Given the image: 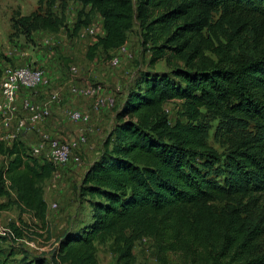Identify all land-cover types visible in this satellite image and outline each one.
Wrapping results in <instances>:
<instances>
[{"label":"trees","instance_id":"trees-1","mask_svg":"<svg viewBox=\"0 0 264 264\" xmlns=\"http://www.w3.org/2000/svg\"><path fill=\"white\" fill-rule=\"evenodd\" d=\"M57 1L38 0L39 10L17 15L13 27L68 28L64 6L53 13ZM74 1L82 7L72 33L88 26L92 13L102 20L104 34L88 46L89 59L98 48L120 49L136 26L149 70L126 93L100 155L84 172L73 221L50 264H99L96 244L106 240L115 264H134L141 238L163 254L221 244L216 253L201 254L199 264H264V216L249 224L240 214L245 201L264 205V0ZM159 64L167 70L156 71ZM171 100L181 101L187 123L170 124L163 106ZM201 109L250 121L255 132L220 153L205 140ZM0 155L7 159L0 169V215L13 204L45 225L43 183L51 163L38 162L18 136L10 147L0 142ZM12 190L15 199L2 201ZM223 201L236 206L220 207ZM9 228L22 236L20 227ZM7 240L0 235V264Z\"/></svg>","mask_w":264,"mask_h":264},{"label":"rangeland","instance_id":"rangeland-1","mask_svg":"<svg viewBox=\"0 0 264 264\" xmlns=\"http://www.w3.org/2000/svg\"><path fill=\"white\" fill-rule=\"evenodd\" d=\"M61 6H64L65 24L68 28H61L55 34H50L49 31L24 30L12 25V19L17 15H29L39 10L38 0H0V68L29 65L43 69L49 79L48 86L31 91L28 96L32 98L37 95V102H46L55 96L51 114L47 120L41 123L42 127L39 126L40 134L37 135L34 144L39 141L40 135L45 133L71 145V158L68 164L56 166L49 164L52 172L44 181L43 186L49 194L56 195V199L47 200V204L56 202L58 208L47 212L45 225L32 219L27 213H21L13 204L8 205L1 212L0 226L9 227L10 224H14L23 230L21 237L8 238L1 244L2 264H31L30 261L35 257L45 259V264H50L49 258L57 244V239L73 221L72 217L78 207V189L84 172L92 162L91 160H95L100 155L103 141L114 125L115 113L126 93L134 87L140 74L149 70V53L144 50L141 44L138 27L134 26L128 33L123 51H104L98 48L95 50L93 58L89 59L86 55L87 48L96 42L98 35H101V18L96 13L91 14V26L97 35L89 34L82 37L84 43L78 45L77 40L80 35L78 32L72 33V27L81 4L74 0H58L53 7L55 15L60 14ZM40 11L44 13V4ZM219 13L213 15V22L217 21ZM112 57L119 59L116 66H112L109 62ZM41 60L44 61V64H40ZM71 67H75L77 72L72 73ZM155 70L166 71L167 68L159 64ZM92 84L100 85L104 95L113 97L115 106L103 109H109L105 111L104 120L110 121H98L96 126L97 141L96 143L91 142L95 149L89 155L91 152L87 132L89 125L71 122L69 113L75 109L83 111L80 108L82 105L89 109L94 105V101L82 95L72 94L70 87L76 85L82 88ZM163 107L170 124L187 123L182 114L181 101L171 100L166 102ZM90 118L89 124L93 125L95 120L92 116ZM198 122L204 129L207 144L220 153H226L234 139H240L255 132L250 121L224 119L205 109H201ZM65 131L70 133L73 138L67 137ZM80 134L86 137L85 144L78 143ZM30 145L31 143L28 147L32 146ZM36 160L42 162V157H36ZM5 163L6 159L0 158V169H3ZM5 201L7 200L5 199ZM256 201H245V208L240 211L241 216L249 224L256 223L261 219V215L264 216L262 200ZM218 205L220 207L236 206L234 202L226 203L225 201ZM66 210H69L70 213L67 214ZM84 213L85 210L81 207L80 218H83ZM110 245V240L96 244L99 264H115ZM220 248L221 244L210 242L201 247L193 244L190 248L185 247L183 250L163 254L159 252L151 239L141 238L133 248L134 264H199L198 257L201 254L216 253Z\"/></svg>","mask_w":264,"mask_h":264},{"label":"built area","instance_id":"built-area-1","mask_svg":"<svg viewBox=\"0 0 264 264\" xmlns=\"http://www.w3.org/2000/svg\"><path fill=\"white\" fill-rule=\"evenodd\" d=\"M78 33L81 37L89 34L97 35L91 24L82 28ZM124 49V46H122L118 50L123 51ZM109 62L112 66H116L119 63V59L118 57H112ZM70 69L72 73L77 72L75 67ZM48 80L45 71L38 67L21 65L2 69L0 77L1 129L15 128L21 132L33 131L38 124L49 118L55 96H52L46 102H37L28 96L31 91L48 86ZM70 92L93 99L97 109L113 108L115 106V99L110 97V95H104L103 88L97 84L82 88L72 85ZM21 93L24 96L19 100ZM69 120L73 123L89 124L91 118L88 113L75 109L69 113ZM86 140L84 135H79V144H85ZM30 153L34 157H42V162L46 161L54 166L66 165L71 158V145L64 140L52 138L48 134L43 133L40 135L39 141L30 147ZM47 207L48 211L55 210L58 208V204L52 202ZM0 235L17 239L9 227L0 226Z\"/></svg>","mask_w":264,"mask_h":264},{"label":"crops","instance_id":"crops-1","mask_svg":"<svg viewBox=\"0 0 264 264\" xmlns=\"http://www.w3.org/2000/svg\"><path fill=\"white\" fill-rule=\"evenodd\" d=\"M81 7H82V5H81ZM81 9V8H80ZM79 9V10H80ZM90 24H91V22H90ZM89 24V25H90ZM100 29H102V30H100L101 31V35H103L104 34V31H103V28H102V20L100 19ZM48 33H50V34H55V33H53V32H48ZM79 34V33H78ZM100 35V36H101ZM80 38L77 40V42H78V45H81L82 43H84V41H83V38L81 37V36H79ZM80 43V44H79ZM93 44V43H92ZM40 62V64H44V61L43 60H41V61H39ZM24 96V94L23 93H21L20 95H19V100L22 98ZM35 101H37V95L35 96V97H32ZM91 100V99H90ZM89 100V101H90ZM84 112H86V113H88V114H90V116H92L93 117V119L95 120V123L92 125V124H88L89 126H88V130H87V132H88V137H89V142H90V146H91V152H89V155H91L93 152H94V149H95V146L94 145H91V142H95L96 143V141H97V138H96V126H97V124H98V121L99 120H102V121H104V122H108V121H110V120H104V116L106 115V112L105 111H108L109 109H105V110H103V109H97L96 107H94V105H92V107L91 108H89V109H87V107H85V106H83L82 105V107H80ZM103 110V111H102ZM89 111V112H88ZM114 121H115V117H114ZM114 123V122H113ZM39 126H41V123L40 124H38L36 127H35V131H26V132H21V131H18V130H16L15 128H11V129H1V127H0V142H2V143H4L6 146H8V147H10L11 146V144H12V142H13V139L14 138H16L17 136H18V138L20 137V139L27 145V146H29V143H31V145H34V143L36 142V137H37V135L39 136V132H40V128H39ZM42 127V126H41ZM73 132H74V129H73ZM65 135L67 136V137H69V138H73V136L70 134V133H68L67 131H65ZM30 145V146H31ZM94 157V156H93ZM0 158H5L6 159V157L4 156V155H0ZM7 160V159H6ZM94 159H92L91 161H93ZM65 180V179H64ZM65 182V181H64ZM64 191H66V190H64ZM44 198H45V200H46V202H47V200H55L56 199V195L53 193V194H49L48 193V191L44 188ZM5 199L6 200H8V199H10L11 201H13L14 199H15V192L12 190V191H10V198H7V197H4V199H2V201H4V202H7V201H5ZM48 205V204H47ZM66 213L68 214V213H70V211L69 210H66ZM30 217H32V215L31 214H29V213H27ZM32 219H34L33 217H32ZM36 220V219H35Z\"/></svg>","mask_w":264,"mask_h":264}]
</instances>
